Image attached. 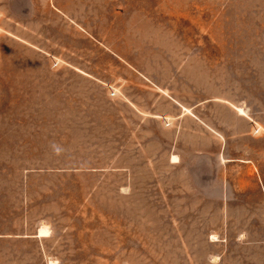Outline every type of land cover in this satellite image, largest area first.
<instances>
[{
	"label": "rangeland",
	"instance_id": "374dc122",
	"mask_svg": "<svg viewBox=\"0 0 264 264\" xmlns=\"http://www.w3.org/2000/svg\"><path fill=\"white\" fill-rule=\"evenodd\" d=\"M0 264H264V0H0Z\"/></svg>",
	"mask_w": 264,
	"mask_h": 264
},
{
	"label": "bare ground",
	"instance_id": "6f19581e",
	"mask_svg": "<svg viewBox=\"0 0 264 264\" xmlns=\"http://www.w3.org/2000/svg\"><path fill=\"white\" fill-rule=\"evenodd\" d=\"M48 230L46 229V228H41L40 230H39V232H38V234L40 235V236H45V235H47L48 233Z\"/></svg>",
	"mask_w": 264,
	"mask_h": 264
}]
</instances>
